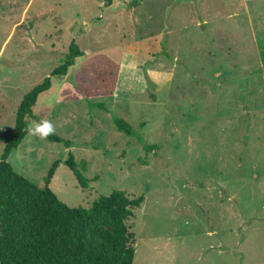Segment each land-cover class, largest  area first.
I'll return each instance as SVG.
<instances>
[{"label":"rangeland","instance_id":"374dc122","mask_svg":"<svg viewBox=\"0 0 264 264\" xmlns=\"http://www.w3.org/2000/svg\"><path fill=\"white\" fill-rule=\"evenodd\" d=\"M108 1L0 0V163L76 41L86 55L35 108L72 147L29 135L14 170L45 188L62 161L50 187L73 208L145 196L134 264H264V0Z\"/></svg>","mask_w":264,"mask_h":264},{"label":"trees","instance_id":"16d2710c","mask_svg":"<svg viewBox=\"0 0 264 264\" xmlns=\"http://www.w3.org/2000/svg\"><path fill=\"white\" fill-rule=\"evenodd\" d=\"M113 1L109 0L107 6ZM141 2H132L129 7L136 9ZM85 55L73 41L62 64L24 98L19 108L15 132L7 140L0 163V264H134L135 241L128 222L144 205L145 196L133 198L116 191L101 197L90 208H73L50 187L62 161L55 162L45 188L19 175L9 162L11 154L29 136L28 125L37 121L35 108L41 96L52 89L53 79L68 76L77 60ZM145 77L148 85L154 86L146 71ZM90 106L105 108L93 103ZM114 123L119 131L133 135L131 126L123 119L114 118ZM48 140L67 149L72 147L70 141L57 136H49ZM155 149L144 147L148 153ZM65 164L81 186L88 188L90 181L84 178L74 154L69 155Z\"/></svg>","mask_w":264,"mask_h":264},{"label":"clouds","instance_id":"9594fccd","mask_svg":"<svg viewBox=\"0 0 264 264\" xmlns=\"http://www.w3.org/2000/svg\"><path fill=\"white\" fill-rule=\"evenodd\" d=\"M3 130V129H0ZM27 132L30 136L38 137L41 140L47 139L55 134L56 129L53 123L49 120H33L27 127Z\"/></svg>","mask_w":264,"mask_h":264}]
</instances>
